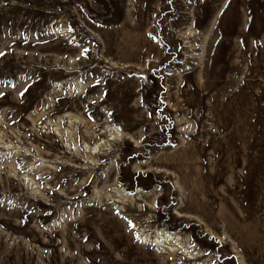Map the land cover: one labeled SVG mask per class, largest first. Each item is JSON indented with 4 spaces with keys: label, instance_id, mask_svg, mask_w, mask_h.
<instances>
[{
    "label": "rangeland",
    "instance_id": "374dc122",
    "mask_svg": "<svg viewBox=\"0 0 264 264\" xmlns=\"http://www.w3.org/2000/svg\"><path fill=\"white\" fill-rule=\"evenodd\" d=\"M0 264H264V0H0Z\"/></svg>",
    "mask_w": 264,
    "mask_h": 264
},
{
    "label": "bare ground",
    "instance_id": "6f19581e",
    "mask_svg": "<svg viewBox=\"0 0 264 264\" xmlns=\"http://www.w3.org/2000/svg\"><path fill=\"white\" fill-rule=\"evenodd\" d=\"M183 129V128H182ZM108 131L110 132V134L109 135H107V137H111L112 135H114L113 137H112V139L110 138V139H107L108 141L109 140H113V141H116V140H118L117 138L120 136V134L118 133V131H115V128H112V127H108ZM108 132V133H109ZM98 144H96L95 146H97ZM93 149V148H92ZM92 149H90L89 148V150H90V152H92L93 150ZM137 164H139V163H137ZM141 164H144V162H141ZM122 187V186H121ZM120 187V188H121ZM124 190V189H123ZM118 192L119 193H123L124 195H125V197H129L128 196V194H126V193H124V192H122V190L121 189H119L118 190ZM140 192V189H138V191H137V193H139ZM105 216V215H104ZM105 219V218H104ZM111 222V221H110ZM161 236H162V238H164L165 240H167V241H170V240H178V235L177 234H173V233H168V232H163V233H161ZM109 251V250H108ZM109 252H111V251H109ZM112 253V252H111Z\"/></svg>",
    "mask_w": 264,
    "mask_h": 264
}]
</instances>
